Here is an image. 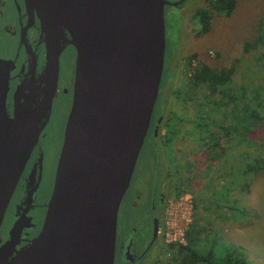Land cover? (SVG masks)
Instances as JSON below:
<instances>
[{
    "label": "water",
    "instance_id": "1",
    "mask_svg": "<svg viewBox=\"0 0 264 264\" xmlns=\"http://www.w3.org/2000/svg\"><path fill=\"white\" fill-rule=\"evenodd\" d=\"M25 1L47 36L45 86L34 109L20 104L10 117L0 61V226L50 108L63 40L76 50L75 77L41 230L19 247L13 229L0 244V264H113L120 203L159 95L165 6L180 1Z\"/></svg>",
    "mask_w": 264,
    "mask_h": 264
},
{
    "label": "rangeland",
    "instance_id": "2",
    "mask_svg": "<svg viewBox=\"0 0 264 264\" xmlns=\"http://www.w3.org/2000/svg\"><path fill=\"white\" fill-rule=\"evenodd\" d=\"M199 1L202 0H188L181 9L172 4L165 7V67L169 58L178 51V45L179 62L175 73L166 76L168 86L163 89L167 99L164 126L160 130L163 150L153 137H145L136 161L132 186L141 187L143 179L155 183L154 176L146 178L148 173L154 169L166 170L168 166L170 192L165 213V264H204L182 262L181 256L176 254L177 247L170 248V244L180 243L179 239L192 222L199 228L203 246L213 241L218 244L235 243L246 249L250 264H264V172L251 171L247 176L243 172L256 153L260 152V159L264 157V148L259 147L264 139V121L248 134L239 129L231 131L229 138L221 143L226 151L215 149L221 155L209 162L204 150L206 145L200 147L189 134L195 131L192 119H197V124L205 119L200 120L198 113L197 116L194 114V108L183 113L182 100L176 94L187 78L185 76L191 75L198 62H205L216 69L234 66L230 92L240 98L239 104L243 108L248 104V107L261 109L264 113V59H259L263 47L251 52H244L242 47L244 42L253 40L260 32L264 0H236L230 15H214L210 30L197 35L199 26L193 13L204 6ZM70 54L63 59V66L68 63ZM256 92L260 93L258 98L261 101L254 100ZM161 100H156L154 108L157 110L162 105ZM170 109L179 111L183 115L181 117L189 121L165 117ZM171 122L177 126L176 129L170 128ZM200 127L204 126L198 125L197 133ZM168 132L170 143L163 136ZM54 133L53 141L57 131ZM161 181L157 184L160 185ZM179 190L183 193L177 195ZM8 217L4 218L3 229L7 226Z\"/></svg>",
    "mask_w": 264,
    "mask_h": 264
},
{
    "label": "flooded vegetation",
    "instance_id": "3",
    "mask_svg": "<svg viewBox=\"0 0 264 264\" xmlns=\"http://www.w3.org/2000/svg\"><path fill=\"white\" fill-rule=\"evenodd\" d=\"M177 1L180 4L176 6L181 9L188 0ZM208 1L202 0L199 3L206 5ZM64 37L67 40L70 38L68 33ZM62 45L57 84L50 108L39 123V140L32 148L6 209L4 218L6 215L9 217L4 229V218L1 223L0 244L15 229L19 233V247L27 245L39 233L45 218L73 98L76 50L65 40ZM47 47V36L36 10L28 6L25 0H0V61H7L5 104L10 117H13L16 106L25 104L34 109L41 101L43 93L40 94V91L45 86L42 72ZM69 52V61L63 66V59ZM178 53L179 45L166 67L164 63L159 93L163 95L165 110L167 99L163 89L168 84L165 79L168 74L175 73L179 62ZM164 119V114L156 116L154 108L146 134V137H153L158 142L161 150L158 139ZM55 130L57 137L53 141ZM167 167L163 171L161 168L148 173L146 178L154 176L155 183L152 184L143 179L141 187H135L132 186L131 178L118 212L113 264H165V213L166 199L170 192ZM159 180H162L160 185L157 184Z\"/></svg>",
    "mask_w": 264,
    "mask_h": 264
},
{
    "label": "trees",
    "instance_id": "4",
    "mask_svg": "<svg viewBox=\"0 0 264 264\" xmlns=\"http://www.w3.org/2000/svg\"><path fill=\"white\" fill-rule=\"evenodd\" d=\"M236 4V0H209L208 3L199 7L194 13L193 17L197 20L199 29L197 35L207 33L211 28V20L216 14L230 15ZM259 30L256 37L251 41H246L242 45L244 52H251L252 49L263 47V52L259 55V59H264V17L259 22ZM264 63V62H263ZM190 67V62L187 63V69ZM235 72L234 66L229 68L216 69L210 67L205 62H198L193 69L191 75H187L183 84L176 91V94L181 98L183 109L182 112L186 113L188 108H194V114L197 113L200 120L204 118L203 123L200 121L197 124V119L192 122L195 131L189 132L191 139L198 143L200 147H204L207 152V160L211 162L216 156L221 154L216 150L226 151L221 145L224 139H228L231 131L242 130L244 134L251 132V129L264 121V113L261 109H253L245 104V107L240 106V98L232 94V77ZM263 87V86H261ZM245 96V92H243ZM259 92H256L257 97L254 95L255 101L259 99ZM162 93L159 94V99H162L160 109L155 108L156 116H161L165 113L164 100ZM252 111H249V110ZM180 112L170 109L166 116L170 118H178L184 122L183 115ZM195 118V117H194ZM170 128L176 129L175 124ZM198 125H203L198 129ZM263 125V124H262ZM172 130V131H173ZM166 142H171L170 134L163 135ZM245 136V135H244ZM246 137V136H245ZM161 142L162 139H158ZM259 147L264 148V139H262ZM214 148V149H213ZM230 148V147H229ZM216 149V150H215ZM259 153L253 156L252 162L243 171L245 176L251 171L264 172V157L260 159ZM208 166V165H207ZM183 190H179L176 194L180 195ZM200 231L195 222L189 223L188 228L185 230V243L184 244H170V248L177 247L176 254L181 256L182 262H202L204 264H250L247 256L246 249L235 243L218 244L216 242L206 243L203 246L200 243ZM252 263V262H251Z\"/></svg>",
    "mask_w": 264,
    "mask_h": 264
},
{
    "label": "built area",
    "instance_id": "5",
    "mask_svg": "<svg viewBox=\"0 0 264 264\" xmlns=\"http://www.w3.org/2000/svg\"><path fill=\"white\" fill-rule=\"evenodd\" d=\"M182 236V235H181ZM184 236V237H183ZM183 236L179 239V242L181 243V244H183V242H184V240H185V234H183Z\"/></svg>",
    "mask_w": 264,
    "mask_h": 264
},
{
    "label": "bare ground",
    "instance_id": "6",
    "mask_svg": "<svg viewBox=\"0 0 264 264\" xmlns=\"http://www.w3.org/2000/svg\"><path fill=\"white\" fill-rule=\"evenodd\" d=\"M44 92V87L41 88L40 94H42Z\"/></svg>",
    "mask_w": 264,
    "mask_h": 264
}]
</instances>
